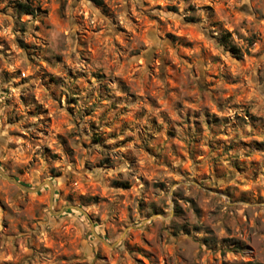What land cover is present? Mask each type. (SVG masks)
<instances>
[{
	"label": "rangeland",
	"instance_id": "374dc122",
	"mask_svg": "<svg viewBox=\"0 0 264 264\" xmlns=\"http://www.w3.org/2000/svg\"><path fill=\"white\" fill-rule=\"evenodd\" d=\"M17 1L8 0L0 8V94L4 97L0 108L7 116L0 122V153L18 157L3 162L2 168L32 188L52 180L56 192L51 205L48 185L27 192L0 176V210L6 214L0 218V264H238L241 258L243 264H252L247 253L255 244L242 247L229 229L218 239L211 224L199 237L186 227H161L158 218H168V203L157 197L171 191L177 217L190 208L197 218L211 219L219 206L209 208V197L226 195L229 210L245 223L259 225L264 196L253 185L264 182V0H253L251 12L247 4L237 6V0H184V15L179 0H103L102 5L93 0H32L41 8L35 15L20 13ZM25 17L40 18L47 40L37 42L38 36H44L39 24L30 39L24 38ZM205 17L211 31L200 27ZM227 32L240 57L221 45ZM45 48L53 55L44 57L41 66L34 57ZM77 61L97 67L89 73L76 68ZM62 72L73 82L70 97L62 92ZM113 83L118 91L112 89ZM8 84L11 88L3 86ZM12 88L20 91L14 95ZM82 96L91 102L84 110L89 117L109 105L114 123L125 131L141 119L153 131L139 138V146L137 137L118 140L115 132L100 131L113 126L107 122V110L102 111L104 121L99 126L94 119L89 123L91 135L79 141L80 147L125 151L99 155L94 166L85 162L87 175L77 180L81 193L75 200L64 197L59 186L72 175L77 156L72 141L80 126L76 118ZM117 109H121L118 115ZM150 109L158 115L149 117ZM32 127L35 133L26 131ZM156 137L164 143H157ZM42 138L49 143L31 156L30 150L17 152ZM108 139L115 144L106 143ZM241 151L245 161L229 155ZM207 154L214 155L208 159ZM50 159L55 166L41 170L39 165H48ZM174 160L183 164L174 165ZM221 160L228 167L221 169ZM125 161L146 174L137 179L148 191L139 192L131 179L104 177ZM161 174L164 179H156ZM212 178L217 183H210ZM229 178L236 183H228ZM222 180L224 187L219 186ZM169 181L173 186L186 182L200 191L185 196L179 189L172 191ZM134 191L139 196L134 204L128 203ZM17 195L22 199L18 201ZM70 204L82 206L91 219L75 209L54 214ZM13 209L24 213L20 221L30 223L9 219ZM44 209L55 218V228H41L37 247L25 234L27 228L48 224L42 217ZM101 225L102 233L97 231ZM257 234L264 236V230ZM189 242L197 247H188Z\"/></svg>",
	"mask_w": 264,
	"mask_h": 264
},
{
	"label": "clouds",
	"instance_id": "9594fccd",
	"mask_svg": "<svg viewBox=\"0 0 264 264\" xmlns=\"http://www.w3.org/2000/svg\"><path fill=\"white\" fill-rule=\"evenodd\" d=\"M173 3H176L177 0H172ZM8 3V0H0V8L4 7L5 4ZM180 3V12L181 15H184V9L187 7V4L184 2V0H179ZM247 4V9L249 12L252 11L253 9V0H237V6L240 5H245ZM159 14V13H157ZM199 15H204V13H198ZM254 15L256 13H253ZM27 23L28 26V32L25 35V39H30L32 35V30L33 28L39 24L41 31L44 33L43 37L37 38V42H39L40 39H45L47 40L48 38V32L45 27L44 23H41L40 18L37 19H32L31 17H25L24 20L22 21ZM210 21L208 20L207 17H205L204 21L200 25V27L204 31H211L210 28ZM251 30V26H250ZM20 33L18 32L17 35ZM247 35V33H246ZM53 50H55V45L50 46ZM73 51H75V47L73 46ZM53 55L52 51L47 50V48L37 52L35 55V60L43 66V59L44 57H49L51 58ZM26 64V62H25ZM59 67V66H58ZM97 66L95 64H84L79 61L76 63V68H83L86 69L89 73L93 71ZM33 71H36L34 68ZM65 75V86L62 89L63 95L64 96H71V93L68 91V89L73 87V82L70 78L66 76V73H61ZM32 83H38V81H33ZM79 84H83V81H77ZM93 85H95V81H93ZM4 87L11 88V84L8 85H3ZM23 89H28V85H22L21 86ZM112 89L114 91H118L116 89V84L113 83L111 85ZM20 91V89L12 88L11 92L12 94H17ZM91 91V90H89ZM4 97L2 94H0V100H3ZM91 107V102L89 101V98L87 96H82L81 98V104L77 106L78 108V114L76 118V122L79 123V128L75 129V132L77 133V137L73 139L72 145L77 149V156L75 159L74 166L71 169L72 175L66 176L65 177V183L64 185H60L59 189L63 191V196L64 197H69L71 196L73 199L78 200L80 197L81 189L79 188L77 184V180L80 179V176H86L87 172L86 170L83 169V165L85 162H88L89 164L94 166V162L99 158V155H111V154H116L119 152L125 151L124 149H117L113 148L112 153H105L103 152L99 146L90 147L87 151H85L83 148L80 147L79 141H87L89 139V136L91 135V131L88 129L89 123L92 122L94 119L98 126L104 121V117L101 116V112L104 110H107V122L112 123V128H100V131L102 133H107V132H115L116 133V139L118 140H123L127 136L131 137H137L135 140V143L137 146L140 144V139L142 137L146 136V132H152L153 129L150 125H148L147 120L141 119L137 120L131 123V131H125L119 125L115 124L113 121V110L109 105H102L100 107V110L97 112L93 113L91 117L87 116L84 114V110L87 108ZM121 109L116 110V114L118 115V112ZM20 111H23V109H20ZM5 109L0 108V122L6 121L7 116L4 115ZM229 116H232V112L227 113ZM153 115H158L157 110L155 109H150L148 112V116L151 117ZM27 119V118H26ZM23 123V121H22ZM41 126L42 125H38ZM24 130V129H22ZM27 132L35 133L36 132V127H32L26 130ZM88 131V135H84V132ZM182 134V133H181ZM162 135V134H161ZM156 142L157 143H164V141L161 139V137H156ZM49 143L48 138H42L39 141L33 140L31 143L27 144V148L21 147L20 149L17 150V152H23V151H28L30 150V156L31 154H34L37 149H41L44 144ZM106 143L110 145L115 144V140L108 139L106 140ZM57 150L59 149V145L56 146ZM128 148L131 149L132 145H128ZM214 154H207L208 159H211ZM230 156H239L241 161L246 160V156L244 152H239V153H231L229 154ZM61 156H63V153L61 152ZM17 154L16 153H8V154H2L0 153V167H3V162L8 161L9 159H12L13 161L17 160ZM223 159H228V156H224ZM174 165H182L183 162L180 160H174L173 161ZM41 170H45L46 167H54L55 163L51 159L48 162V165H43L41 163L40 165ZM220 167L221 169L228 167L227 165L223 164V161H220ZM64 171L67 173L69 171V166L68 162L65 160L64 161ZM79 174V175H78ZM122 174V175H121ZM141 175H146L143 173L141 170L137 169L136 167H130L128 162L125 161L123 164L118 166L114 171L110 172H105L104 177H112L113 179H123V180H129L131 179L132 181L136 182L138 185L139 192H145L148 191L144 188L143 185L139 184L138 177ZM156 179H164V175L161 174L160 176L156 177ZM237 180H240L241 182H244L242 178L237 177ZM210 183H217L215 181V178H212ZM228 183H236V180L228 179ZM258 187L257 185H253V189L256 191H259L260 195L264 196V182H258ZM220 187L225 186V182L222 180L219 182ZM169 188L172 191H175L176 189H179L183 195L185 196H194L199 189L196 188L195 185L189 184V183H182L180 185L173 186L171 182L169 181ZM189 188L192 189V191H189ZM139 192L134 191L132 193V199L128 200V203H133L134 200L139 196ZM149 199L152 198L151 194H149ZM172 194L171 191L168 194H163L161 193L159 197H157V200H163L168 203L167 206V212H168V218L167 219H161V227L163 225H171L173 230H180L183 228H187L189 231L193 232V234L197 237L205 235V229L211 224L212 228L214 229L213 235H215L218 239L220 236H226L229 233L227 231H224V229H229L231 231V234L236 237V242L239 243L242 247L247 246L250 243L255 244V248L247 253L248 255L252 256V264H264V236L258 235L261 230H264V215L260 217V222L259 225H252L249 223H245L243 219L239 217L238 214L234 213V211L229 210L228 208V198L227 196H220V197H209V199H212V203L209 205V208H218V213L217 215L211 217L209 219L208 217H204L203 219H199L196 217L194 213H192L190 208H187V212L184 215H181L179 217L173 215V210H174V205L171 203L172 201ZM16 199L19 201L22 199L20 195L16 196ZM61 203H63V200H61ZM187 207V206H184ZM145 213H148L149 209L147 206H145L144 209ZM238 211V210H237ZM250 213L253 211L252 209L249 210ZM13 215L11 217H8L9 219H16L18 222H21L23 224H28L30 221L28 220H23L20 221V217L24 215V213H21L19 209H13L12 210ZM6 214L0 210V218H3ZM42 217L48 221V224H42L39 225L38 227L35 228H27L26 229V234H25V239L30 240V242L33 245H36L39 247L41 243V228L45 227H51L52 229L55 228L54 224V217H51V214L48 212L47 209L43 210ZM83 219V217H81ZM239 221V223H237ZM104 225H101L99 228H97L98 232H103ZM199 229V231H197ZM54 235H57V233L53 232ZM251 238V239H250ZM93 240V243H95L94 238H90ZM118 239V237H117ZM188 247H191L195 249L197 246L195 244H192L189 242L187 245ZM180 249H183L185 245H179L178 246ZM238 264H243L242 258L238 261Z\"/></svg>",
	"mask_w": 264,
	"mask_h": 264
},
{
	"label": "water",
	"instance_id": "95a60500",
	"mask_svg": "<svg viewBox=\"0 0 264 264\" xmlns=\"http://www.w3.org/2000/svg\"><path fill=\"white\" fill-rule=\"evenodd\" d=\"M0 176L4 177L5 179L10 181L14 185L18 186L23 191H27V192H38L39 190H41V188L44 187V185H48L50 188V203H51V205L54 204V197H55L56 189H55V185H54L52 180H47L43 184H41L35 188H32V187H29L26 184L22 183L21 181H19L16 177L7 174L2 167H0ZM72 209L79 210L80 212L87 215L91 219L90 215L87 213V211L82 206L72 205V204L64 206L60 211L54 212V214H62L66 210H72ZM93 228H94V226H93Z\"/></svg>",
	"mask_w": 264,
	"mask_h": 264
},
{
	"label": "trees",
	"instance_id": "16d2710c",
	"mask_svg": "<svg viewBox=\"0 0 264 264\" xmlns=\"http://www.w3.org/2000/svg\"><path fill=\"white\" fill-rule=\"evenodd\" d=\"M97 5H102L103 0H93ZM16 9L22 13L27 15H35L39 11H41V8L39 6H35L32 0H25V1H17L16 2ZM231 34L229 32L222 34L221 36V45L228 48L234 55L240 57L241 52L238 47H236L234 44H232L230 40Z\"/></svg>",
	"mask_w": 264,
	"mask_h": 264
}]
</instances>
